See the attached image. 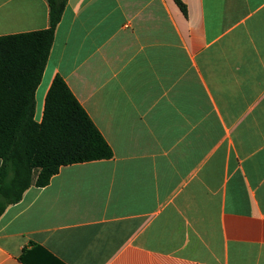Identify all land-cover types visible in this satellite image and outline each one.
<instances>
[{
	"label": "crops",
	"instance_id": "0c3cea01",
	"mask_svg": "<svg viewBox=\"0 0 264 264\" xmlns=\"http://www.w3.org/2000/svg\"><path fill=\"white\" fill-rule=\"evenodd\" d=\"M181 1L68 0L35 120L59 75L114 156L9 206L0 264H264V0ZM49 26L0 0V37Z\"/></svg>",
	"mask_w": 264,
	"mask_h": 264
},
{
	"label": "trees",
	"instance_id": "16d2710c",
	"mask_svg": "<svg viewBox=\"0 0 264 264\" xmlns=\"http://www.w3.org/2000/svg\"><path fill=\"white\" fill-rule=\"evenodd\" d=\"M45 30L0 37V217L32 186L44 188L64 166L109 160L113 150L85 109L57 75L35 120L40 85L68 0H47ZM187 16L181 0H174ZM26 264L34 263L27 256ZM56 263L52 255L48 256ZM60 264V263H58Z\"/></svg>",
	"mask_w": 264,
	"mask_h": 264
}]
</instances>
